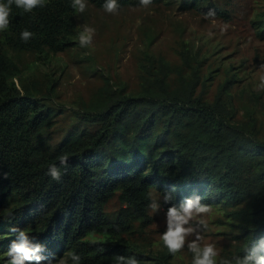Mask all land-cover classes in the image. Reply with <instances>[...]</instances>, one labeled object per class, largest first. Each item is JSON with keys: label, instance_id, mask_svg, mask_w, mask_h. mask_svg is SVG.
I'll return each instance as SVG.
<instances>
[{"label": "trees", "instance_id": "16d2710c", "mask_svg": "<svg viewBox=\"0 0 264 264\" xmlns=\"http://www.w3.org/2000/svg\"><path fill=\"white\" fill-rule=\"evenodd\" d=\"M87 1L102 8L103 0ZM178 4L213 17L227 13L215 0ZM260 15L253 25L264 39V10ZM9 21L0 32V264L13 238L8 224L35 236L49 257L74 250L82 264H110L114 254L133 253L139 264H190L184 250L170 256L152 233L155 215L145 194L154 187L175 186L177 201L198 193L221 210L217 222L229 242L220 256L264 235V90L254 88L251 74L264 67V56L256 55L244 72L233 63H210L200 57L206 50L192 51L180 38L179 60L163 53L145 60L130 87L119 77H102V86L66 113L53 101V88L20 74L6 50L47 62L73 47L80 28L70 0H48L33 13L13 8ZM23 28L34 33L28 42L19 38ZM63 114L72 121L54 140ZM60 154L68 155L69 166L55 182L45 170ZM115 198L120 205L109 211Z\"/></svg>", "mask_w": 264, "mask_h": 264}, {"label": "rangeland", "instance_id": "374dc122", "mask_svg": "<svg viewBox=\"0 0 264 264\" xmlns=\"http://www.w3.org/2000/svg\"><path fill=\"white\" fill-rule=\"evenodd\" d=\"M179 1L175 0L170 6H127L119 8L114 14L106 13L87 1L85 12L76 14V18L80 29L85 25L95 28L90 49H82L76 43L71 48L52 54L47 62L29 51H6L17 63L20 74L36 80L41 86L53 88V101L64 108V112L66 109V113L77 108L82 96L89 99L92 90L102 86V77H119L126 80L130 87L137 82L145 60L148 59L147 64H150L151 58L159 53L173 61L179 60L176 49L180 38L193 46L192 51L206 50L200 57L213 64L218 61L233 63L244 72H249L256 55L259 61L262 60L264 39L255 33L253 23L264 10V0H215L221 9L226 8V15L221 17L183 9ZM262 71L264 67L251 73L253 82H257ZM215 82L210 98L216 91L217 77ZM71 121V117L63 114L59 129L53 133L54 140L63 137L65 127ZM119 205L115 198L107 209L113 211ZM208 206L210 211L205 215L208 227L202 235L204 242L216 244L220 253L224 243L228 244L229 236L223 235V225L217 222L221 210ZM163 227L161 211L155 214L152 233L159 236Z\"/></svg>", "mask_w": 264, "mask_h": 264}, {"label": "clouds", "instance_id": "9594fccd", "mask_svg": "<svg viewBox=\"0 0 264 264\" xmlns=\"http://www.w3.org/2000/svg\"><path fill=\"white\" fill-rule=\"evenodd\" d=\"M48 0H0V32L9 28V17L13 8L20 14L33 13L34 9L44 8ZM152 0H139V5L147 7ZM70 7L75 14H82L87 7V0H70ZM101 7L109 14L116 13L120 4L118 0H103ZM208 15H213L210 11ZM95 28L85 25L73 37L82 49H90L93 44ZM34 33L23 28L19 38L28 42ZM254 88L264 90V71L260 72ZM69 166V157L60 154L57 162L49 163L45 175L52 181L59 182ZM147 208L153 215L163 212V230L159 241L170 256H176L184 250L190 264H264V235L255 236L237 254L220 256L217 246L213 242H204L202 233L208 224L205 215L209 213V206L201 201L198 193H192L177 201L176 188L172 186L164 191L155 187L146 192ZM167 206V207H165ZM7 231L13 238L6 249L5 264H82L81 255L69 250L59 258L45 255V245L35 236L17 225L8 224ZM238 234V233H237ZM110 264H139L137 256L133 254H114Z\"/></svg>", "mask_w": 264, "mask_h": 264}]
</instances>
